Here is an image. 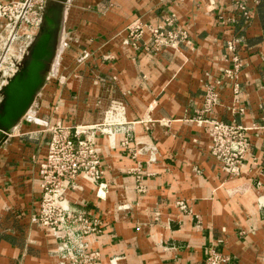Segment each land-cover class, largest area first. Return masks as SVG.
<instances>
[{"label":"crops","instance_id":"1","mask_svg":"<svg viewBox=\"0 0 264 264\" xmlns=\"http://www.w3.org/2000/svg\"><path fill=\"white\" fill-rule=\"evenodd\" d=\"M15 1L25 0L0 5ZM238 1L248 18L236 12ZM50 2L64 7L67 31H79L97 51L86 74L42 100L0 148V264H59L57 240L34 223L45 131L57 122L104 124L112 103L126 114L113 147L94 134L103 177L79 176L68 191L74 207L104 222L103 233L88 239L103 264H206L212 251L226 264H264V0ZM172 16L187 41L153 54L143 41L141 50L125 44L133 25L158 26ZM6 27L0 17V37ZM230 40L242 61L236 82L224 74L232 67ZM94 64L97 74H89ZM210 90L218 103L207 113ZM211 120L247 129L250 147L236 176L211 153Z\"/></svg>","mask_w":264,"mask_h":264},{"label":"built area","instance_id":"2","mask_svg":"<svg viewBox=\"0 0 264 264\" xmlns=\"http://www.w3.org/2000/svg\"><path fill=\"white\" fill-rule=\"evenodd\" d=\"M48 1L25 0L0 5V17L7 22L6 32L0 37V92L18 71L23 56L38 36ZM236 12L245 18L249 17V10L243 2H237ZM174 17H168L164 24L158 26H147L140 22L133 25L125 44L138 49L137 42L143 41L142 49L147 53L178 46L187 41V34L183 30H175ZM23 26L28 31L21 34ZM146 32H149L150 39L144 41ZM236 44L235 40L227 43L232 67L224 73L233 82H236L242 66ZM16 45L21 46L15 51ZM235 91L237 93L238 88ZM217 103L218 94L214 90L208 91L205 112L211 113ZM125 111L124 105L112 103L105 112L104 124L69 126L57 122L45 131L48 135L47 156L39 168L41 202L39 212L34 216V223L50 231L57 240L59 264H103L101 252L92 250L88 239L103 233L104 222L101 218L74 207L68 199V191L78 188L76 180L79 176L95 183L102 179V160L94 134L100 132L107 135L113 147L115 138L121 131L118 127L125 120ZM208 123L212 155L221 162L229 175L240 174L250 147L247 129L218 120ZM178 207L186 211L189 204L181 201L178 202ZM227 261L224 255L212 251L206 264H226ZM116 262V258L111 260L112 264Z\"/></svg>","mask_w":264,"mask_h":264},{"label":"water","instance_id":"3","mask_svg":"<svg viewBox=\"0 0 264 264\" xmlns=\"http://www.w3.org/2000/svg\"><path fill=\"white\" fill-rule=\"evenodd\" d=\"M56 12L55 6L48 9L38 37L28 52V58L0 92V148L27 116L45 86L44 72L53 57L54 33L59 27L55 19Z\"/></svg>","mask_w":264,"mask_h":264},{"label":"rangeland","instance_id":"4","mask_svg":"<svg viewBox=\"0 0 264 264\" xmlns=\"http://www.w3.org/2000/svg\"><path fill=\"white\" fill-rule=\"evenodd\" d=\"M65 17L66 16L64 7H58L56 19L59 27L54 33V54L47 65L46 71L44 72L46 79L45 86L40 91L38 98L36 99L33 107L30 109L27 116L32 115L31 113L34 112L33 110H35L41 105L42 100H45V103L47 104L49 98H51L50 94H52L54 90H64L66 88L67 83L70 82V78L72 75L86 74L87 67L85 61L89 58L90 55H93L97 51V47L95 46L92 47L84 45L87 42H85L84 40H82V38L79 37V31H76L72 34H70L71 32L67 31V29L65 28ZM31 46L23 56L18 71L21 69L24 62L28 58V52L30 51ZM155 50L153 51L156 52L157 50ZM154 52H152V54ZM90 70L91 71L89 72V74H97V64L92 65ZM72 80L73 86L77 87L79 85V80H74V78ZM0 99H2V95L0 96ZM39 100L41 101L39 102ZM27 116L25 118H27Z\"/></svg>","mask_w":264,"mask_h":264},{"label":"bare ground","instance_id":"5","mask_svg":"<svg viewBox=\"0 0 264 264\" xmlns=\"http://www.w3.org/2000/svg\"><path fill=\"white\" fill-rule=\"evenodd\" d=\"M28 31V28L26 26H23L21 29V34L26 33ZM21 45H23V43H19ZM21 45H16L14 46V50L16 51L18 47H20Z\"/></svg>","mask_w":264,"mask_h":264},{"label":"flooded vegetation","instance_id":"6","mask_svg":"<svg viewBox=\"0 0 264 264\" xmlns=\"http://www.w3.org/2000/svg\"><path fill=\"white\" fill-rule=\"evenodd\" d=\"M52 6H54V3L53 2H50V0L48 1V4H47V10H46V13H47V11H48V9L50 8V7H52ZM57 8V12H58V7H56ZM57 12H56V14H55V16L57 17ZM56 19V18H55ZM56 21H57V19H56ZM36 40V39H35ZM34 40V41H35Z\"/></svg>","mask_w":264,"mask_h":264}]
</instances>
